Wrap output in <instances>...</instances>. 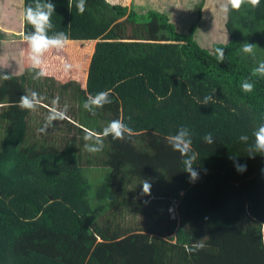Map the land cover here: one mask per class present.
Returning a JSON list of instances; mask_svg holds the SVG:
<instances>
[{
	"label": "trees",
	"instance_id": "1",
	"mask_svg": "<svg viewBox=\"0 0 264 264\" xmlns=\"http://www.w3.org/2000/svg\"><path fill=\"white\" fill-rule=\"evenodd\" d=\"M51 2L50 34L70 42L44 54L46 76L34 79L24 19L21 38L12 33L22 55L0 69V264H264V155L247 152L264 121V77L251 76L264 61V0L227 14L219 7L224 38L209 45L197 34L204 1L180 33L169 14L126 0H86L83 13L76 0ZM32 3L22 0L21 13ZM245 41L258 45L254 56L241 51ZM248 78L252 92L241 89ZM42 80L70 97L56 136L36 132L38 112L54 99ZM109 89L111 103L95 115L83 108L89 94ZM30 92L40 96L35 111L19 106ZM205 96L215 102L204 105ZM115 119L133 134L104 137L102 151L88 152L85 136ZM181 126L198 153L194 183L166 139Z\"/></svg>",
	"mask_w": 264,
	"mask_h": 264
},
{
	"label": "clouds",
	"instance_id": "2",
	"mask_svg": "<svg viewBox=\"0 0 264 264\" xmlns=\"http://www.w3.org/2000/svg\"><path fill=\"white\" fill-rule=\"evenodd\" d=\"M85 4L86 0H76V8L80 13L85 11ZM245 4H249L255 8L259 6L260 0H224V3L220 5V10L227 14L230 10L238 11ZM54 12L55 5L51 0H33L32 4H28L24 8L23 19L28 25H31V30L24 33L23 40L29 48L28 58L31 61V66L37 70L34 79H39L47 74L42 67L44 64V54L50 49H63L70 42V38L65 32L52 31L50 34V31L54 27L51 22V17ZM257 47L258 45L245 41L241 45V51L246 55L254 56ZM215 54L217 60L221 63L226 59L224 48H216ZM68 67L71 66L66 65V68ZM251 76L264 77V61L258 62L257 66L253 68ZM254 87L255 85L251 81V78L245 79L241 84V89L244 92H252ZM110 95V89L97 92L95 95L89 94L83 103V108L95 115L96 109L111 103ZM209 102H215L213 96L204 97L203 104L208 105ZM39 103V94L30 92L20 97L19 106L23 109L35 111ZM52 105V110L47 118V125H52L53 121L67 118V104L63 108H60L57 98L52 101ZM132 134L133 130L122 119H115L107 124L101 134L86 135L85 140L91 142L86 143L85 148L90 153H96L102 151L104 137L111 136L114 140H123L126 136H131ZM252 137V143L247 148L249 157L254 158L257 154L264 155V121L259 123L253 130ZM166 139L172 149L180 153L184 171L189 175V182L194 183L197 181L199 179V172L194 165L198 158V153L192 148L190 130L187 127L181 126L176 133L169 135ZM202 139L206 144H213L215 142L212 133L205 134ZM239 139L247 143L249 137L247 135H241ZM234 166L240 173H243L247 169L246 164H240L238 161L234 162ZM142 184L143 191L147 194L150 185L146 180L142 181ZM193 247L202 248L203 244L197 242Z\"/></svg>",
	"mask_w": 264,
	"mask_h": 264
},
{
	"label": "rangeland",
	"instance_id": "3",
	"mask_svg": "<svg viewBox=\"0 0 264 264\" xmlns=\"http://www.w3.org/2000/svg\"><path fill=\"white\" fill-rule=\"evenodd\" d=\"M13 1L14 0H0V11L4 14L2 16L3 18H6V13L12 12ZM112 1L115 2V0ZM118 1L121 2V0H116V2ZM202 1H204L203 6H205V8L203 9H205V12H207V14L205 17H203L204 19L202 20V22H200V27L197 31V34L201 36V40L202 42L204 41V45H207V43L209 45L208 41H214V39L215 41L220 42L224 38V36H222L224 34V14H221L220 10L218 9L220 5L224 3V0H162V2L160 0H126V2L130 4L131 8L135 7L136 10L140 12L156 10L165 14H169L179 33L189 30L191 24L194 22V20H196L198 9ZM17 9H20V7ZM17 9L15 10L17 11ZM214 11H217L219 15H217L218 19H212L209 17V14ZM13 12H15L14 9ZM58 71L60 72L61 69H59ZM41 83L42 85H44V89H42V91L48 94L50 92H53V100L58 98L60 108H63L65 104H68V106H70V97L68 94L65 95L64 93H62L61 86L59 84L54 87L51 84H46L44 80H42ZM51 110L52 109H50L49 113L51 112ZM49 113H44L41 111L38 112V117L44 120L40 122V125H36V132H38V134L42 136H56L60 133L59 130L63 129L64 123L61 120L53 121V124L55 123L57 125L56 129H53L52 125H47V118L49 116ZM174 208L175 207H173V210ZM130 216L131 215L126 216V222L134 223V220L132 219L133 217L131 216V218ZM140 221L141 220L139 218L137 221H135V224H140ZM130 226L132 225L130 224Z\"/></svg>",
	"mask_w": 264,
	"mask_h": 264
},
{
	"label": "crops",
	"instance_id": "4",
	"mask_svg": "<svg viewBox=\"0 0 264 264\" xmlns=\"http://www.w3.org/2000/svg\"><path fill=\"white\" fill-rule=\"evenodd\" d=\"M13 5H15V8L16 6L17 8L20 7V9L16 8L17 11L14 10L15 12H13L12 9L11 13H6V18L2 17L4 14L0 11V69L8 67L7 64H14L18 62L20 56L22 55V50L19 45L17 44V47L13 46L18 43L19 36L17 34H12L16 33V31L19 33L22 32V0H14ZM19 35L21 38L22 33Z\"/></svg>",
	"mask_w": 264,
	"mask_h": 264
}]
</instances>
